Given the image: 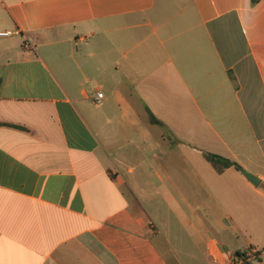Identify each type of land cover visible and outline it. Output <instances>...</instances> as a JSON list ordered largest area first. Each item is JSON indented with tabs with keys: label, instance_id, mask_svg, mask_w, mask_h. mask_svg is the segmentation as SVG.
<instances>
[{
	"label": "crops",
	"instance_id": "1",
	"mask_svg": "<svg viewBox=\"0 0 264 264\" xmlns=\"http://www.w3.org/2000/svg\"><path fill=\"white\" fill-rule=\"evenodd\" d=\"M17 29L0 37V264H264V0H0Z\"/></svg>",
	"mask_w": 264,
	"mask_h": 264
},
{
	"label": "rangeland",
	"instance_id": "2",
	"mask_svg": "<svg viewBox=\"0 0 264 264\" xmlns=\"http://www.w3.org/2000/svg\"><path fill=\"white\" fill-rule=\"evenodd\" d=\"M242 129H241V133L242 134V140L245 141V140H249L250 139V133L244 123V120L242 121ZM178 151V154L180 155V148L177 149ZM177 170L180 171V174L181 173H185L186 171V164L185 163H177ZM180 180V179H179ZM184 182V179H182ZM206 197V196H205ZM212 204H208V206H210ZM212 213V212H211ZM263 224H264V221H263ZM218 229H221V228H218ZM262 230V228H261ZM261 236H262V233H260ZM235 232H232L231 230L230 231H225V230H221L218 232V237L219 239H221L222 241L224 242H228L230 243V245L233 247L234 250H237V249H243L245 248V240L243 238V236H240V239H238L237 237H235ZM251 264H253V261H250Z\"/></svg>",
	"mask_w": 264,
	"mask_h": 264
},
{
	"label": "trees",
	"instance_id": "3",
	"mask_svg": "<svg viewBox=\"0 0 264 264\" xmlns=\"http://www.w3.org/2000/svg\"><path fill=\"white\" fill-rule=\"evenodd\" d=\"M256 1V0H254ZM151 122L154 124H161L156 118L152 117ZM204 157L207 159V161L215 168V170L219 173H222L228 168H235L238 171H242V167L237 162H234L226 157L212 154V153H204ZM264 188V184L262 185ZM243 252H236V255H242ZM251 260H245L243 264H251Z\"/></svg>",
	"mask_w": 264,
	"mask_h": 264
},
{
	"label": "built area",
	"instance_id": "4",
	"mask_svg": "<svg viewBox=\"0 0 264 264\" xmlns=\"http://www.w3.org/2000/svg\"><path fill=\"white\" fill-rule=\"evenodd\" d=\"M13 34H20V30L17 29L15 31H2L0 32V37H9ZM23 48L26 50L32 49L34 48V46L29 43V42H25L23 44ZM104 98V94L100 91H97L95 94V102L96 103H101L102 100ZM260 254V252L254 248H250L248 250H246L245 252L242 253V255H234V257L232 258V262L233 264H243V262L245 260H251L253 257L258 256Z\"/></svg>",
	"mask_w": 264,
	"mask_h": 264
},
{
	"label": "water",
	"instance_id": "5",
	"mask_svg": "<svg viewBox=\"0 0 264 264\" xmlns=\"http://www.w3.org/2000/svg\"><path fill=\"white\" fill-rule=\"evenodd\" d=\"M242 172L245 174V176L251 180L255 185H259L260 184V180L255 178L254 176H251L249 173H247L245 170H242Z\"/></svg>",
	"mask_w": 264,
	"mask_h": 264
}]
</instances>
